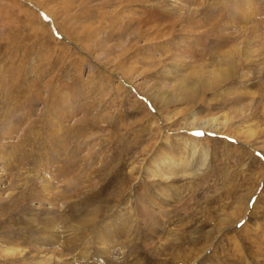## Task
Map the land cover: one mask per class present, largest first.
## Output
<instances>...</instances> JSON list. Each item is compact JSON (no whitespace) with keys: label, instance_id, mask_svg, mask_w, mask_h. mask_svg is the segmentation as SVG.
Instances as JSON below:
<instances>
[{"label":"rangeland","instance_id":"1","mask_svg":"<svg viewBox=\"0 0 264 264\" xmlns=\"http://www.w3.org/2000/svg\"><path fill=\"white\" fill-rule=\"evenodd\" d=\"M32 235L264 264V0H0V264Z\"/></svg>","mask_w":264,"mask_h":264},{"label":"bare ground","instance_id":"2","mask_svg":"<svg viewBox=\"0 0 264 264\" xmlns=\"http://www.w3.org/2000/svg\"><path fill=\"white\" fill-rule=\"evenodd\" d=\"M247 3V2H246ZM249 3V2H248ZM215 123V119L213 118V119H211L210 120V122H208V123H203V125L202 124H200V125H197V124H195L194 122L193 123H191V125L190 126H194V127H192V128H195V127H203V126H207V127H210V123ZM202 123V122H201ZM213 124H211V126L213 125ZM206 127V128H207ZM189 141V138H188V140H186L185 142L186 143H189L188 142ZM195 140L193 139V140H191V142H194ZM197 142V141H196ZM168 145V144H167ZM179 145V144H178ZM194 145V144H193ZM183 146V145H182ZM187 146V145H186ZM176 147V146H175ZM194 147V146H193ZM178 148H179V146H178ZM177 149V148H176ZM187 149V148H186ZM183 150H185V149H183ZM180 152H181V150H180ZM183 152V151H182ZM182 155V154H181ZM180 158V157H179ZM181 159H182V157H181ZM181 159H174L173 158V156H172V158H168V159H166L167 161H169V163H171V165H172V169H173V166H179V162H182L181 161ZM163 161V160H162ZM165 161V160H164ZM184 162V161H183ZM165 164V163H164ZM168 164V163H167ZM185 164V163H184ZM166 165V164H165ZM169 166V165H168ZM165 167V166H164ZM180 167V166H179ZM166 168V167H165ZM168 168V167H167ZM175 170V169H174ZM180 170V169H179ZM176 174V173H175ZM166 175V174H165ZM170 176H171V174H170ZM169 180H171V179H169ZM50 183V182H49ZM49 186V185H48ZM47 186V187H48ZM44 189L45 190H47V188L46 187H44ZM51 188L49 187V190H50ZM44 190V192L46 193V191ZM161 191V190H163V187H158V191ZM49 193V192H48ZM51 194V193H50ZM44 196H45V194H44ZM51 197V196H50ZM47 198V197H46ZM165 198V197H164ZM156 204V203H155ZM242 205V204H241ZM239 207V206H238ZM160 208H162V207H160ZM114 221H116V220H114ZM90 223H91V221H90ZM126 223V222H125ZM113 226H119L118 224L117 225H113ZM128 227V226H127ZM57 228H59V225H58V227L57 226H53V229H56L57 230ZM34 229V228H33ZM40 230V229H39ZM125 230V229H124ZM46 231V230H45ZM62 231V230H61ZM40 232H43V231H40ZM53 232V231H52ZM99 232V231H98ZM25 233V232H24ZM34 233V232H33ZM27 234V233H26ZM45 234V233H44ZM28 235V234H27ZM43 235V234H42ZM33 236V235H32ZM44 236V235H43ZM47 236V235H46ZM49 236V235H48ZM29 237V236H28ZM47 238V237H46ZM60 238V237H59ZM63 238V237H62ZM65 238V237H64ZM72 238V237H71ZM80 238V237H79ZM91 238V237H90ZM97 238H99L98 240H99V242H94V244L97 246V248H100L101 249V247H106V245H105V243L103 244V242H100L101 241V237L100 236H98ZM23 239V238H22ZM30 239H32L30 242L31 243H33L32 244V247L33 248H31V249H29L28 250V259H30V260H36L35 261V263L36 264H73V263H71L70 261H72L71 259H75V257H76V255L77 256H81V257H83V258H85V259H89V250H87V249H85V247H84V249H82L80 246H70V245H65L63 242H59V240L57 239V237L56 238H54V237H52V238H50L49 240H45V239H43V238H41L39 235H37V236H33L32 238H30ZM61 239V238H60ZM89 240V239H88ZM95 240V239H94ZM105 240V239H104ZM56 242V243H55ZM20 244V243H19ZM88 244V243H87ZM90 245V244H89ZM108 245V244H107ZM91 247H92V245H91ZM79 248H81L80 249V251L78 250ZM56 249V250H55ZM108 249H109V247H108ZM27 250V249H26ZM107 250V249H106ZM8 251V252H7ZM13 250H10V248L8 249H6V254L4 255V251H2L1 249H0V259L2 260V261H4L5 259L3 258V256L4 257H6L7 256V253L8 254H10V256L11 255H13L14 257H15V251L14 252H12ZM25 251V250H24ZM77 252V253H76ZM103 252H106L105 250H103ZM20 253V252H19ZM20 254H22V253H20ZM103 254H105L106 255V253H103ZM90 255H91V252H90ZM26 258H27V255H26ZM91 258V257H90ZM93 259V258H92ZM79 260V259H78ZM84 260V259H83ZM77 261V260H76ZM75 262V261H74ZM4 264V263H3Z\"/></svg>","mask_w":264,"mask_h":264},{"label":"snow or ice","instance_id":"3","mask_svg":"<svg viewBox=\"0 0 264 264\" xmlns=\"http://www.w3.org/2000/svg\"><path fill=\"white\" fill-rule=\"evenodd\" d=\"M197 135H201V133H197Z\"/></svg>","mask_w":264,"mask_h":264}]
</instances>
